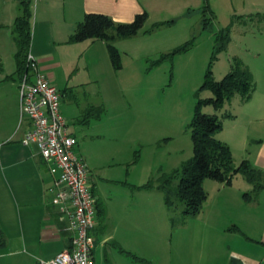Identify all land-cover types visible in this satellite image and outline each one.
Listing matches in <instances>:
<instances>
[{
  "label": "rangeland",
  "instance_id": "374dc122",
  "mask_svg": "<svg viewBox=\"0 0 264 264\" xmlns=\"http://www.w3.org/2000/svg\"><path fill=\"white\" fill-rule=\"evenodd\" d=\"M37 4L38 0H32V38ZM222 6L223 9L218 11L219 17L207 28L202 24V5H194L190 12L178 4L169 10L152 9L144 28L135 36L122 39L117 46L120 68H115L110 53L102 50L98 41L84 40L60 46L48 40L46 42L53 55L47 59V63L51 64L47 72L53 74L51 81L59 89L61 103L72 114L68 128L76 133L85 150L81 156L87 161L92 174L90 177L96 181H113L109 180L112 178L125 183L128 181L135 184L129 186L133 190L127 188L129 193L141 196L139 205L135 206L140 210L137 222L129 225L126 222L123 226L120 223L111 227L105 206L101 204L104 212L99 215L95 230L101 236L94 250L95 264H240L227 259L228 245L221 246L226 235L220 234V231L212 234L208 228L215 223L209 222L214 220L212 217H218L219 222H228L235 215H252L256 210L264 215V196L262 202L260 196L264 189L258 197L252 195L247 201L244 193L251 192L253 186L243 184L248 181L244 175L237 174L232 184L225 183L226 188L222 189L219 181L206 178L208 197L202 210L187 217L183 212L184 204L178 198L174 205H169L163 200L161 190L137 188L149 181L158 185L165 174L180 167L194 154L190 123L196 104L200 98L214 96L212 90H200V87L215 51L216 33L230 24L237 8L235 0H230L228 7ZM172 19H175L174 22L162 23L151 32H145L158 22ZM51 25L49 23V28H52ZM263 26L264 16L250 19L247 25H235L233 43L230 41L227 47L217 50L212 62L216 80L229 72L233 57L250 60L256 70L264 67ZM2 29L0 35L4 39V52H0L3 54H0V84L3 83L0 85V131L3 132L4 126L10 127L15 121L11 113V96L5 93L1 97V93L11 83L19 84L20 76L16 73L13 26L7 25ZM230 36L232 39V31ZM190 41L193 43L188 50L156 63L163 53H170ZM243 44L251 45L253 53L245 50ZM257 50H261L262 54L256 56L254 53ZM4 70L13 77L3 79ZM261 88L264 89V83ZM19 95L18 87V101ZM248 105L240 94H236L226 100L220 109L216 110L211 103L202 106L203 112L220 116L223 128L216 137L233 143L231 149L235 164H239L247 153L242 145L245 137L249 139L255 133V125H264V120L256 124L247 121L251 115ZM19 120L20 112L17 125ZM93 164H98L99 169H95ZM0 177L4 180V174L0 173ZM209 212L215 214L207 219ZM127 225L130 237H125L122 232L126 231ZM247 227L253 245L257 236V231L253 230L256 226ZM103 230H108L107 239ZM121 235L125 243L121 241ZM221 252L225 257L218 259V263L209 259ZM256 260L252 257L243 264L261 263Z\"/></svg>",
  "mask_w": 264,
  "mask_h": 264
},
{
  "label": "crops",
  "instance_id": "0c3cea01",
  "mask_svg": "<svg viewBox=\"0 0 264 264\" xmlns=\"http://www.w3.org/2000/svg\"><path fill=\"white\" fill-rule=\"evenodd\" d=\"M0 2L1 30L4 26L14 25L15 19L20 13V4L19 0H0ZM229 2L230 0H38L35 10L34 37L32 38L30 50L37 59L39 66L47 73L51 80L53 74L50 75L47 72L48 68L51 67V64L47 63V59L53 57V55L49 49L50 45H46L47 40L56 45L58 44L57 46L70 44L68 43L70 35L75 30L77 23L88 12L105 13L116 21L130 22L138 13H142L143 11H147L150 14L152 9L160 11L169 10L173 8V5L178 4L183 5L186 8V12H190L194 5L203 6L208 3L218 18V11L223 9L222 4L228 7ZM235 2L237 8H235L236 10H234L231 16V21L235 22L232 26V39L230 43L234 41L233 32L236 29L235 25L238 23L239 25H247L250 19L254 17L262 18L264 16V0H235ZM14 7L15 12H13ZM236 15L238 16L234 19L233 17ZM49 23H52V28H49ZM261 37L264 38V26ZM121 40L116 41V46L122 42ZM92 41L100 42V48L102 50L105 49L109 53L105 41ZM2 47H4V39L0 35V52L3 49ZM243 48L249 53L252 51L251 45L249 47L243 44ZM254 54L257 56L258 54H262V52L261 50H257V53L255 51ZM242 59L251 69L256 81V90L248 101H244L249 104L248 108L251 110V115L248 116L247 121L256 124L264 120V89L261 88V84L264 83V67L257 68L256 70L250 60ZM2 75L3 79H8L10 74L4 70ZM18 87L19 84L15 85L11 83L10 87L4 88L1 93V97L5 93L11 96V113H13L15 122L10 124V127L4 126L3 132L0 131V173L1 175L4 174V180L0 177V228L6 240L5 245L0 246V264H35L38 259L53 258L57 253L67 248L71 240V233L67 229V222L62 219L58 206L54 201L56 193L54 190L55 175L48 165L44 163L36 143L29 145L22 143V139L27 130H29L30 124L28 119H24L22 122L19 120V124L17 125L20 112ZM61 111L68 122L72 114L68 112L69 110L62 103ZM260 124L253 127L255 133L249 139L244 135L245 139L242 145L243 150L247 153L242 156V160L247 159L252 166L264 171V125L263 123ZM69 131L78 140L76 133L70 129ZM220 140L228 143L231 148L233 147L232 142L223 138H220ZM83 151L85 152L82 144L78 141V152L80 155L84 153ZM93 166L95 169H99L100 167L98 164H93ZM91 175L89 173V183L97 206L96 225L92 231L94 232L93 236L96 239L97 246L101 241V236L95 232L99 222L98 217L102 210L101 204L103 203L102 205L105 206L106 216L109 218L108 222H111V227H117L120 223L123 226V223L126 222L129 225L137 222V213L140 210L136 209L135 206L139 205L141 196L133 192L129 193L127 188L133 190L132 187L135 184H131L128 181L125 183V181H117L113 178H108L113 181H96L93 177H90ZM206 182L208 181L203 183L205 185L204 188L206 187ZM245 182L243 184H251L249 181ZM219 184L220 189L226 188L224 182H220ZM243 184L241 185L242 187L244 186ZM140 186H137V188H141ZM250 186L252 188V185ZM153 188H157V186ZM147 191L153 192V190ZM260 196H262V202L264 191ZM163 200L165 201L164 196ZM214 214V212H209L206 215L207 219L210 215L214 216ZM217 218L212 217L214 220L209 222V224H215L209 225L208 229L211 230L212 234L220 231V234L226 235L221 246L224 248V246L228 245V250L226 251H228L229 256H227V259L231 258L243 264L246 259L253 257L257 258L256 261L259 259L263 264L264 215L256 210V213L252 215H235L228 222H219ZM128 225L125 227L126 233L122 231L125 237L131 236L127 232ZM248 225L250 227L256 226L253 230L254 232L257 231V236H255L256 239L253 238L255 242L253 245L250 241L252 240L250 239L251 236L248 237L250 235ZM103 231L104 237L107 239L108 234L106 231L108 230ZM121 237V241L125 243L123 235ZM223 256L225 257V254H222V252L215 253L209 259L218 263V259H221Z\"/></svg>",
  "mask_w": 264,
  "mask_h": 264
},
{
  "label": "trees",
  "instance_id": "16d2710c",
  "mask_svg": "<svg viewBox=\"0 0 264 264\" xmlns=\"http://www.w3.org/2000/svg\"><path fill=\"white\" fill-rule=\"evenodd\" d=\"M32 0H19L20 13L16 17L13 32L17 45L15 53L16 73L20 78L27 72V54L32 42ZM203 27L207 28L216 19L214 10L206 3L202 8ZM149 13L143 11L138 13L130 22L116 21L110 15L98 12H88L79 21L75 30L70 35L68 42L75 43L84 40H103L107 44L112 63L115 68L121 67L120 53L116 46V41L135 36L142 30L148 21ZM174 22L168 20L154 24V27L146 30L151 32L155 27L162 23ZM234 21L226 27L221 28L216 33V47L210 62L204 82L200 90L210 89L214 96L200 98L196 104L193 119L190 123L191 137L194 146V154L191 158L184 161L182 165L166 176L158 183L149 181L140 186L152 188L157 186L164 193L165 203L174 205L177 198L184 204L185 216H194L200 213L204 201L208 197V192L204 188V180L212 178L219 182L232 184L233 178L237 174H242L252 184L251 192H245L244 197L248 201L252 195L259 196V192L264 187V171L255 168L251 163L244 159L239 164H235L234 155L228 143L216 137V134L223 128L220 116L216 113L208 114L203 112L202 106L213 104L220 109L226 100L236 94H240L243 101H248L256 90L254 75L247 64L238 57H233L229 72L225 76L216 80L213 76L212 62L215 60L216 51L227 47L231 41V31ZM193 41L174 49L170 53H163L156 63L163 61L166 57L190 48ZM13 77L9 75L8 78ZM96 113L94 108L91 109ZM93 114V112H90ZM232 115V114H230ZM100 116V115H98ZM103 209L101 213H103ZM6 240L0 228V246L5 245Z\"/></svg>",
  "mask_w": 264,
  "mask_h": 264
},
{
  "label": "built area",
  "instance_id": "2783aa9c",
  "mask_svg": "<svg viewBox=\"0 0 264 264\" xmlns=\"http://www.w3.org/2000/svg\"><path fill=\"white\" fill-rule=\"evenodd\" d=\"M37 1V0H36ZM27 72L20 78V121L30 128L22 143H36L45 164L55 175V203L67 229L70 245L50 259L35 264H95L96 199L89 183V168L78 152V140L70 133L61 111V94L39 66L31 50Z\"/></svg>",
  "mask_w": 264,
  "mask_h": 264
}]
</instances>
